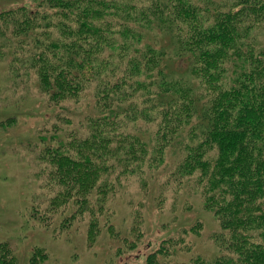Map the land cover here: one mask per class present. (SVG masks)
<instances>
[{"label":"trees","instance_id":"obj_1","mask_svg":"<svg viewBox=\"0 0 264 264\" xmlns=\"http://www.w3.org/2000/svg\"><path fill=\"white\" fill-rule=\"evenodd\" d=\"M33 2L0 9L10 78L32 73L48 106L93 107L84 128L44 138L57 191L35 218L58 232L82 221L87 245L106 232L134 250L141 213L116 230L117 187L170 163L217 219L220 252L174 261L163 239L146 264H264V0Z\"/></svg>","mask_w":264,"mask_h":264},{"label":"rangeland","instance_id":"obj_2","mask_svg":"<svg viewBox=\"0 0 264 264\" xmlns=\"http://www.w3.org/2000/svg\"><path fill=\"white\" fill-rule=\"evenodd\" d=\"M19 3L34 2L0 0V9ZM10 77L8 60L0 57V257L5 264H146L147 254L163 239L173 240L168 249L176 251L170 256L174 261L188 260L196 253L211 258L220 252L213 238L219 230L217 219L203 206L198 192L175 178L170 163L126 175L117 187L111 202L116 230L126 234L132 210L141 213L143 232L134 250H126L106 232L87 245L82 221L72 220L61 232L55 220L40 223L34 214L41 219L39 212L57 191L54 183L50 188L46 185L44 163L39 158L44 138L51 143L52 133L84 128L93 107L90 98L80 99L68 109L63 103L48 106L32 73L23 86ZM127 237L131 238L130 233Z\"/></svg>","mask_w":264,"mask_h":264}]
</instances>
